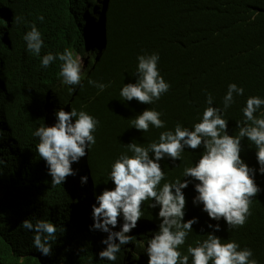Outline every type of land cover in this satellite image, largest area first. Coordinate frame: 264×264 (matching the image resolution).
Masks as SVG:
<instances>
[{"label": "trees", "instance_id": "1", "mask_svg": "<svg viewBox=\"0 0 264 264\" xmlns=\"http://www.w3.org/2000/svg\"><path fill=\"white\" fill-rule=\"evenodd\" d=\"M43 17V21L38 19ZM16 17L21 18L16 22ZM45 39V48L66 47L89 56L86 83L79 91L98 116L96 142L71 165L76 175L52 187L46 162L37 153L39 138L33 132L46 126L47 109L64 91L56 79V64L47 68L26 51L23 33L32 25ZM157 51L169 90L155 103L165 127L143 133L131 125V116L146 104L119 100L120 85L129 80L139 53ZM92 79L109 85L103 91L89 85ZM244 89L223 112L228 134L237 136V121L251 94L264 99V0H0V264H110L99 258L92 206L96 196L115 185L108 180L113 162L126 144H146L161 129L199 122L207 94L223 110L228 85ZM94 133V134H95ZM242 160L250 166L256 150L241 140ZM203 147L186 148L181 160L159 161L164 183L183 178V170L200 158ZM254 179L261 191L252 198L251 215L243 227L228 230L224 220L214 234L251 248L264 264V174L259 166ZM87 183L81 184V177ZM191 180L183 189L186 200L198 193ZM96 184L98 188H95ZM151 200L143 203L149 205ZM98 206V205H97ZM147 212V215H150ZM25 219L52 222L57 227L52 255L33 246L34 232L20 225ZM123 225L119 217L117 226ZM204 228L210 229L205 223ZM213 231V229L211 228ZM194 229L188 243L201 238ZM125 264H139L129 261Z\"/></svg>", "mask_w": 264, "mask_h": 264}, {"label": "clouds", "instance_id": "2", "mask_svg": "<svg viewBox=\"0 0 264 264\" xmlns=\"http://www.w3.org/2000/svg\"><path fill=\"white\" fill-rule=\"evenodd\" d=\"M15 19L19 23L21 18ZM23 40L26 51L42 67L56 64V79L64 91L58 102L47 109L46 126L33 132L39 138L37 153L46 162L55 187L76 175L71 165L78 163L96 142L94 133L99 121L90 102L82 99L86 105L65 99L66 94L80 98L78 93L86 83L90 59L71 47L64 52L46 49L44 35L35 24L23 33ZM88 83L100 91L109 86L92 79ZM169 88L160 54L139 53L130 79L119 88L121 102L134 104L136 100L146 104L147 109H139L131 116L133 128L146 133L150 126L165 127L155 103ZM234 94L242 96L244 89L229 84L222 110L213 106V97L208 93V106L193 126L178 122L173 128L161 129L146 144H126L132 155L122 153L108 175L114 189L97 195L92 206L94 224L90 230H98L95 243L101 260L110 264H261L251 248L216 236L214 233L221 230L219 223L208 224L209 218L223 219L228 230L243 227L252 214V198L261 191L255 183L254 168L259 166L260 174H264V99L253 94L246 97L244 120L236 122L239 133L233 136L228 134V121L222 116L235 103ZM245 137L256 150L250 166L240 156L241 140ZM201 146L203 152L198 161L183 170V178L198 181L194 186L198 195L192 201L186 200L182 190L188 187L189 179H177L161 187L165 173L159 161L181 160L186 148L196 150ZM80 179L82 185L87 183V176ZM147 200H151L149 205H143ZM121 216L123 225L117 226ZM205 223L210 229L204 228ZM20 226L34 232L33 246L37 251L52 255L51 242L57 239L54 223L25 219ZM197 227L204 230L203 236L188 243V235Z\"/></svg>", "mask_w": 264, "mask_h": 264}, {"label": "rangeland", "instance_id": "3", "mask_svg": "<svg viewBox=\"0 0 264 264\" xmlns=\"http://www.w3.org/2000/svg\"><path fill=\"white\" fill-rule=\"evenodd\" d=\"M65 99H68V100H70V101L73 99L74 101H76V103H79V104H86V105H87V103H86L85 100H82V99L78 98L77 96L75 97V96H73V95H71V94H66ZM95 188H98V185H97V184H96Z\"/></svg>", "mask_w": 264, "mask_h": 264}, {"label": "water", "instance_id": "4", "mask_svg": "<svg viewBox=\"0 0 264 264\" xmlns=\"http://www.w3.org/2000/svg\"><path fill=\"white\" fill-rule=\"evenodd\" d=\"M59 51H62V52H64V49H59ZM94 136H95V139H96V133L94 134ZM97 143V142H96ZM139 145V144H138Z\"/></svg>", "mask_w": 264, "mask_h": 264}]
</instances>
